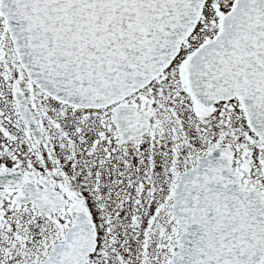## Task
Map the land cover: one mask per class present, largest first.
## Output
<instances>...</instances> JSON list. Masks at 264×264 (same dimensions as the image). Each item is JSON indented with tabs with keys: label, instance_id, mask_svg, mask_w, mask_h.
<instances>
[{
	"label": "snow or ice",
	"instance_id": "1",
	"mask_svg": "<svg viewBox=\"0 0 264 264\" xmlns=\"http://www.w3.org/2000/svg\"><path fill=\"white\" fill-rule=\"evenodd\" d=\"M0 264H264V0H0Z\"/></svg>",
	"mask_w": 264,
	"mask_h": 264
}]
</instances>
